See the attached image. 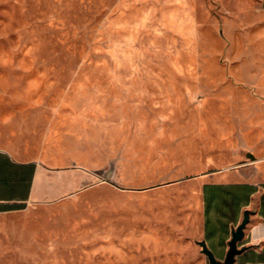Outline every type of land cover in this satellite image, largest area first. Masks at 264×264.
Here are the masks:
<instances>
[{"label": "rangeland", "instance_id": "obj_1", "mask_svg": "<svg viewBox=\"0 0 264 264\" xmlns=\"http://www.w3.org/2000/svg\"><path fill=\"white\" fill-rule=\"evenodd\" d=\"M1 153L78 191L0 212V264L139 259L198 175L264 180V0H0Z\"/></svg>", "mask_w": 264, "mask_h": 264}, {"label": "crops", "instance_id": "obj_2", "mask_svg": "<svg viewBox=\"0 0 264 264\" xmlns=\"http://www.w3.org/2000/svg\"><path fill=\"white\" fill-rule=\"evenodd\" d=\"M0 212L21 210L31 204L54 203L75 194L76 175H71L74 165L62 167H42L37 161H15L0 154ZM111 171L106 173L109 179ZM224 171H213L197 176L200 183L201 210L195 217L182 212L178 220L152 228L141 237L139 259H118L82 262H40L31 264H210L202 251L205 242L218 260L226 256L232 232L241 223L244 213L249 214L245 237L239 247L245 251L236 257L235 264H264V180L256 181L253 176L238 180H227ZM81 182L86 184L84 178ZM83 184V185H84ZM234 185L236 193L243 185L256 186L249 202L240 209L224 213L214 206L206 213V187ZM218 195V194H217ZM216 200L220 196H215Z\"/></svg>", "mask_w": 264, "mask_h": 264}, {"label": "trees", "instance_id": "obj_3", "mask_svg": "<svg viewBox=\"0 0 264 264\" xmlns=\"http://www.w3.org/2000/svg\"><path fill=\"white\" fill-rule=\"evenodd\" d=\"M234 187V185L206 187V213L214 206H218L226 214L232 213L240 209L242 203L247 205L250 195L257 190L256 186L243 185L242 191L236 193ZM215 196H220V199L216 200Z\"/></svg>", "mask_w": 264, "mask_h": 264}, {"label": "water", "instance_id": "obj_4", "mask_svg": "<svg viewBox=\"0 0 264 264\" xmlns=\"http://www.w3.org/2000/svg\"><path fill=\"white\" fill-rule=\"evenodd\" d=\"M248 223L249 214L248 212H245L241 223L232 232V237L228 242L229 248L226 252L223 264H235L236 257L245 251L246 247H239V243L244 240L245 229ZM200 245L202 246L203 253L207 255L210 264H222L221 261L217 259L214 252L210 248H208L205 242H201Z\"/></svg>", "mask_w": 264, "mask_h": 264}]
</instances>
